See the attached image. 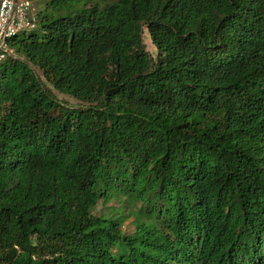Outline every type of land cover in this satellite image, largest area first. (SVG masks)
I'll list each match as a JSON object with an SVG mask.
<instances>
[{"label": "trees", "instance_id": "trees-1", "mask_svg": "<svg viewBox=\"0 0 264 264\" xmlns=\"http://www.w3.org/2000/svg\"><path fill=\"white\" fill-rule=\"evenodd\" d=\"M44 2L0 61V264H264V0Z\"/></svg>", "mask_w": 264, "mask_h": 264}, {"label": "built area", "instance_id": "built-area-1", "mask_svg": "<svg viewBox=\"0 0 264 264\" xmlns=\"http://www.w3.org/2000/svg\"><path fill=\"white\" fill-rule=\"evenodd\" d=\"M36 18L30 0H0V61L14 53L11 38L35 27Z\"/></svg>", "mask_w": 264, "mask_h": 264}, {"label": "rangeland", "instance_id": "rangeland-1", "mask_svg": "<svg viewBox=\"0 0 264 264\" xmlns=\"http://www.w3.org/2000/svg\"><path fill=\"white\" fill-rule=\"evenodd\" d=\"M30 2L32 3V11L42 10L44 8V6H45L44 0H30ZM142 39H143V42H144L145 47L148 50V52L152 56H155L156 55V47L152 43V41L150 39V36H149V34H148V32H147V30L145 28L143 29ZM31 66L38 73V75L40 76L41 80L46 85V87H48L59 100L64 101L68 105H71V106L78 105V101L76 99H74L73 97H71L68 94H64V93H61V92L57 91L42 76L41 71L37 67H34L33 65H31ZM109 205L110 206L111 205H116L117 207H125L126 208V210L129 213V217L126 220V222H125V224L123 226V229L125 231H127V232L128 231H132V229H133V223L132 222H133V220H135L138 217V208L134 204L133 200L130 197L117 195V196H115L114 199H112L107 204L103 205L102 203H98L96 205V207L93 208L92 211L95 214H99L101 210L106 209Z\"/></svg>", "mask_w": 264, "mask_h": 264}]
</instances>
